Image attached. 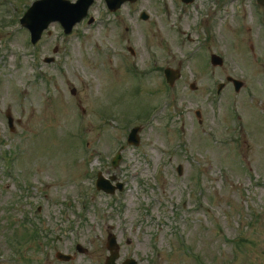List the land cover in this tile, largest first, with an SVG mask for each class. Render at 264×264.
Returning a JSON list of instances; mask_svg holds the SVG:
<instances>
[{"label": "rangeland", "instance_id": "rangeland-1", "mask_svg": "<svg viewBox=\"0 0 264 264\" xmlns=\"http://www.w3.org/2000/svg\"><path fill=\"white\" fill-rule=\"evenodd\" d=\"M32 1L0 0L1 131L21 154L16 169L26 181L18 198L0 173V264H65L55 252L76 243L87 255L66 264H104L110 232L118 262L264 264V6L226 0L213 11L212 0H138L115 16L95 0L93 24L69 36L53 25L34 49L17 23ZM211 54L223 58L220 68ZM165 68L181 75L167 89ZM226 77L243 86L235 92ZM142 123L139 146H127ZM98 172L116 175L123 191H95ZM82 192L89 211L74 233ZM75 202L76 211L68 207ZM39 207L32 227L28 213L34 219ZM33 230L28 258L14 260L13 240L26 242ZM236 238L245 240L239 248Z\"/></svg>", "mask_w": 264, "mask_h": 264}, {"label": "water", "instance_id": "water-1", "mask_svg": "<svg viewBox=\"0 0 264 264\" xmlns=\"http://www.w3.org/2000/svg\"><path fill=\"white\" fill-rule=\"evenodd\" d=\"M93 0H79L76 4H70L64 0H42L32 4V6L28 9L26 14L21 18L20 24L27 28L31 33V40L35 43L41 35V32L48 26V24L52 21H59L61 26L64 27L65 32L69 33L72 26L75 25L78 21H80L84 16H86V12L90 4ZM125 0H112L113 5L111 7L112 10H115L121 3ZM134 1V0H129ZM190 0H185V2H189ZM212 62L215 65H221L222 60L216 56H212ZM167 78L170 82L174 81L178 78L177 71H166ZM236 91L241 87L240 82L234 81ZM138 129H133L130 137L129 143L137 144ZM119 158V157H118ZM116 162V161H115ZM98 183V188L99 187ZM106 192H109L105 190ZM108 250L110 252V256L108 257L106 264H115V260L118 258V248L115 244L114 238L111 236L108 242ZM124 264H136L133 261H127Z\"/></svg>", "mask_w": 264, "mask_h": 264}]
</instances>
